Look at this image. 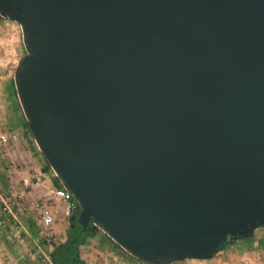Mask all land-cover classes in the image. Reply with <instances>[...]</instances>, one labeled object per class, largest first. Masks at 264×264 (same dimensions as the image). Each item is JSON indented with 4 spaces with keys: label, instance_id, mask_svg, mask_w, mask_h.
Wrapping results in <instances>:
<instances>
[{
    "label": "water",
    "instance_id": "1",
    "mask_svg": "<svg viewBox=\"0 0 264 264\" xmlns=\"http://www.w3.org/2000/svg\"><path fill=\"white\" fill-rule=\"evenodd\" d=\"M0 15L20 25L18 102L82 230L172 264L264 229V0H0Z\"/></svg>",
    "mask_w": 264,
    "mask_h": 264
},
{
    "label": "rangeland",
    "instance_id": "2",
    "mask_svg": "<svg viewBox=\"0 0 264 264\" xmlns=\"http://www.w3.org/2000/svg\"><path fill=\"white\" fill-rule=\"evenodd\" d=\"M25 53L20 25L0 15V132L7 136L6 143L0 145V264H52L50 252L60 239L52 229L54 221L51 225L53 237L50 241L45 239L38 213L39 207L49 208L40 197L28 194L25 186L11 183L14 167L9 152L11 141L15 138L12 129L17 121V111L25 120L21 108H18L13 75L18 61ZM33 179L39 182L36 176ZM48 195L56 199L50 190ZM93 233L86 238L90 241H112L98 228H93ZM254 237L264 239V230H255ZM228 247L225 245L212 257Z\"/></svg>",
    "mask_w": 264,
    "mask_h": 264
},
{
    "label": "crops",
    "instance_id": "3",
    "mask_svg": "<svg viewBox=\"0 0 264 264\" xmlns=\"http://www.w3.org/2000/svg\"><path fill=\"white\" fill-rule=\"evenodd\" d=\"M20 110V107H19ZM17 111V121L14 122L12 132L15 138L11 141L9 158L12 161L14 172L11 183H18L20 187L25 186L27 193L40 197L51 211L54 217L52 229L60 241L66 239V229L69 217L65 213L66 203L59 199L51 198L48 190L55 188V174L46 162L45 158L36 146L30 132L26 128L24 118ZM40 176V181L35 182L33 177ZM264 230V229H263ZM251 245L243 239L230 241L227 250L218 253L207 260L187 259L172 264H264V239L255 238ZM85 238L78 246V254L86 264H145L126 252L112 241H90Z\"/></svg>",
    "mask_w": 264,
    "mask_h": 264
},
{
    "label": "trees",
    "instance_id": "4",
    "mask_svg": "<svg viewBox=\"0 0 264 264\" xmlns=\"http://www.w3.org/2000/svg\"><path fill=\"white\" fill-rule=\"evenodd\" d=\"M19 107H20V104L18 103V108ZM25 125L27 128L26 122H25ZM1 181L3 184L5 183L3 175H1ZM54 185L56 187H63L56 176L54 179ZM71 201H72L73 207H72L71 212L68 216L69 221H68V226L66 229V239L64 240L63 243L55 245L54 248L52 249V251L50 252V260H51L52 264H86L79 257L78 246L83 241H85V238L87 236H91L94 234L93 228H92V223H89V227H90L89 229L82 230L80 224L76 221V216L79 212L78 204L73 199V197H71ZM72 217H74V218L72 219ZM73 239H76V240H75V242L72 243L71 241ZM240 239H243L245 241V243H247L248 245H251L254 242L253 241L254 238L252 236L247 237V238H240V237L235 236V237L228 238L227 241L225 242V245H228L230 243V241L240 240ZM114 245L117 246L116 243H114ZM132 258H134V257H132ZM134 259H136V258H134Z\"/></svg>",
    "mask_w": 264,
    "mask_h": 264
},
{
    "label": "built area",
    "instance_id": "5",
    "mask_svg": "<svg viewBox=\"0 0 264 264\" xmlns=\"http://www.w3.org/2000/svg\"><path fill=\"white\" fill-rule=\"evenodd\" d=\"M6 141H7V136L0 132V145L5 144ZM36 180L40 181V176H37ZM50 193L56 199L62 200L66 203L65 213L67 216H69L71 209L73 207V204L71 201L72 195L63 187L52 188L50 189ZM38 213L40 217L39 223L42 228V233L44 234L45 239L47 241H50L53 237L51 225L54 221V218L52 214L50 213V211L46 208L39 207Z\"/></svg>",
    "mask_w": 264,
    "mask_h": 264
}]
</instances>
